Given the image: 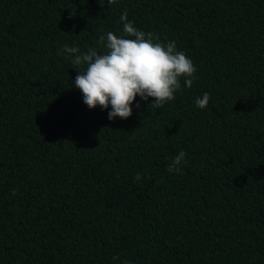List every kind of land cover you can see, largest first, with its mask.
<instances>
[{"label":"trees","instance_id":"obj_1","mask_svg":"<svg viewBox=\"0 0 264 264\" xmlns=\"http://www.w3.org/2000/svg\"><path fill=\"white\" fill-rule=\"evenodd\" d=\"M101 3L0 0V264H264V0ZM124 12L197 79L109 120L58 52Z\"/></svg>","mask_w":264,"mask_h":264},{"label":"clouds","instance_id":"obj_2","mask_svg":"<svg viewBox=\"0 0 264 264\" xmlns=\"http://www.w3.org/2000/svg\"><path fill=\"white\" fill-rule=\"evenodd\" d=\"M99 2L102 5L101 0ZM108 3H116V0H108ZM69 15H75V10ZM120 20L122 35L109 31L106 36L99 37L98 44L106 48L105 52H98L93 46L81 53L78 47L67 44L58 52V55L67 53L72 57L71 63L77 72L73 84L81 91L83 102L90 109L97 105L107 109L110 105L109 120L130 117L131 105L137 96L144 101L154 98L151 105L160 109L175 99V93L181 88V78L187 88L197 79L193 61L183 51L176 50L175 41L163 44L151 32L138 30L128 20L127 12L121 14ZM209 100L210 95L205 92L195 104L204 109ZM185 156L181 150L169 164L168 171L181 172ZM135 179L140 180L141 174L137 173Z\"/></svg>","mask_w":264,"mask_h":264}]
</instances>
